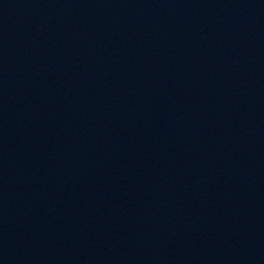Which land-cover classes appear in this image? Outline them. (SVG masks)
I'll use <instances>...</instances> for the list:
<instances>
[{
    "label": "water",
    "instance_id": "95a60500",
    "mask_svg": "<svg viewBox=\"0 0 264 264\" xmlns=\"http://www.w3.org/2000/svg\"><path fill=\"white\" fill-rule=\"evenodd\" d=\"M0 264H264V0H0Z\"/></svg>",
    "mask_w": 264,
    "mask_h": 264
}]
</instances>
